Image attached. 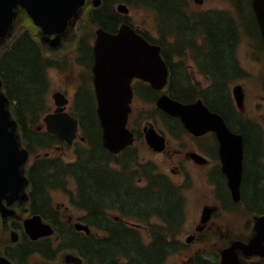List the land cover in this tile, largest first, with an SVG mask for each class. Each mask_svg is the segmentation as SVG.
I'll use <instances>...</instances> for the list:
<instances>
[{"label": "flooded vegetation", "instance_id": "obj_1", "mask_svg": "<svg viewBox=\"0 0 264 264\" xmlns=\"http://www.w3.org/2000/svg\"><path fill=\"white\" fill-rule=\"evenodd\" d=\"M103 7H90L89 19L99 22L100 14L107 12L110 27L105 28L112 34H118L120 28L127 24L123 14L118 11L115 0H102ZM173 10L179 13L185 20V27L190 31L189 36L180 38L177 27L170 24L168 36L171 38L170 54L166 56L170 72V79L167 87L163 90L153 88L141 77L131 74L130 87L133 91L131 102L132 113L130 115L129 127L136 136L135 144L120 155H113L106 166V172L111 175V167L116 166V172L125 179L128 160L127 151H132L133 159L130 160L131 170L141 174L144 167L137 154L138 147L144 146L151 157L154 167L158 166L164 174H172L174 182L166 184L176 195V190L184 200L182 190L193 192V197L198 199L200 207L198 213L189 216L185 205L181 206L180 213L172 217L169 214L159 215L154 212L145 215L140 208H131L127 202H118L115 199H108L96 205L74 204L77 208L75 215H68L60 210L61 204L54 206L52 188L50 183H37V175L43 169L35 168L29 178L34 189L29 190V200L32 201L30 209L25 202H16L13 209L16 211L15 218L8 219V228L11 232H17L19 241L22 239L27 243L32 241L26 235L22 222L26 215H39L42 218L53 219L59 225V232L66 236L70 231L65 230L62 223L71 224L73 222L88 225L90 233L85 231H74L73 235L81 237L86 241V248L94 246L96 243H105L113 240L117 233L142 234L146 231L151 236L166 238L160 242L167 252L159 259L157 255L156 264L164 263L167 258L173 257L183 259L185 264H221L222 252L236 242L248 243L256 234V217L264 216V205L257 206L247 197V178L249 171L253 176L260 171L264 177V129L255 120L248 118L241 119L236 112L233 91L241 85L245 94L248 89L255 86V76L258 72L264 76V39L262 37L259 24L257 22L252 0H171ZM155 15H160L163 10L154 4L147 8ZM105 13L104 16H105ZM84 19V18H83ZM213 19L225 20L234 30L232 44V58L235 70L219 80L216 71L212 68L206 57L212 54V46L206 29V22ZM131 24V23H130ZM222 23H219V25ZM133 25V24H131ZM165 27L166 24H163ZM136 33L146 38H153L140 26L133 25ZM154 39V38H153ZM94 40L89 45V41H84L79 54L70 60L67 56H57L49 59V65L45 67V72L56 74L59 86L56 91H60L69 97L70 103L67 106L69 111L79 122L78 137L73 148L102 141V127L98 117V100L96 95L95 76L93 68L95 65V55L93 49ZM54 65L52 64V62ZM120 70L110 71L106 90L121 93L122 85H128L127 78L122 81L121 71L123 65H116ZM47 87L51 84L48 77ZM226 81V82H225ZM252 84V86H250ZM264 90V85L262 84ZM221 90L227 103L225 108H219L217 104V91ZM226 94V95H225ZM163 95H169L184 104H192L199 100L212 111L225 117L229 127L244 137L245 158L244 175L240 201L234 200L233 194L228 184V178L223 169L221 156V142L212 133L205 135H194L182 124L181 120L165 114L157 108V102ZM246 98V94H245ZM118 102V98H113ZM234 100V102H233ZM264 100V98H263ZM71 109V111H70ZM56 105H53L50 113L55 112ZM89 110V117L86 111ZM48 114V113H47ZM264 121V116L262 117ZM25 133L33 132L29 128L27 119H22ZM153 126L166 137V149L163 153L154 152L145 143V128ZM253 130L257 151L249 153L247 147V137L245 133ZM36 131L47 138L56 139L61 146L56 145L58 151L65 150L67 145L59 138L47 133L44 117L36 126ZM92 150V146L90 147ZM79 156V153L76 152ZM157 158L162 159L159 165ZM163 165V167H162ZM259 166V167H258ZM42 178V177H41ZM141 180V179H140ZM80 187L79 184H76ZM57 207V209H55ZM210 212V213H207ZM144 218H147L146 220ZM1 220V219H0ZM145 221L147 224L133 223ZM157 223V224H153ZM6 226V225H5ZM72 227V226H71ZM73 228V227H72ZM182 228H187L184 236H180ZM27 243V244H28ZM36 243V242H35ZM136 244H141V239L137 238ZM29 245V244H28ZM159 246L154 248L155 254ZM30 252V251H29ZM21 254V251H20ZM28 254V253H24ZM91 264H96L97 257L90 253ZM22 255V254H21ZM238 256L244 264H264V256H246L238 252ZM63 264H67L63 258ZM178 264V263H175Z\"/></svg>", "mask_w": 264, "mask_h": 264}, {"label": "trees", "instance_id": "obj_2", "mask_svg": "<svg viewBox=\"0 0 264 264\" xmlns=\"http://www.w3.org/2000/svg\"><path fill=\"white\" fill-rule=\"evenodd\" d=\"M134 4L146 3L147 5H158L163 10L162 19L166 24L167 29L170 24H174L178 29L177 33L180 38L189 36L190 31L185 27L183 17L173 10L171 0H126ZM103 11L99 16V22L105 28L110 27L107 20V12ZM219 23H222L219 25ZM225 20L213 19L206 22V29L212 46V54L206 57L208 64L214 68L217 77L221 80L230 72L235 70V65L232 58V44L234 30L231 26L224 25ZM0 76L4 80L6 90L10 97L17 100L18 110L20 114L34 117L43 106V95L47 90L45 79V67L50 62L43 57L42 51L36 41L34 35L30 31L20 30L17 32L13 42L0 55ZM223 78V80H224ZM226 82V81H225ZM217 104L219 108H224L227 112L229 102L221 90L217 93ZM226 95V94H225ZM227 103V108H225ZM89 117V110H85ZM22 118V117H21ZM22 120V119H21ZM257 133V132H256ZM256 133L249 129L246 134L247 147L249 153L257 151L256 141L254 137ZM94 145V144H93ZM95 153L84 157L85 161L68 167L58 163L43 161L36 168H41L37 175V183L44 182L51 185H61L66 174H70L76 178L79 183V197L82 200V205L90 206L102 204L108 199H115L118 202H127L131 208H140L144 210V214H152L153 211L159 215L169 214L174 217L180 213L183 200L176 191L174 195L172 189L167 185L162 178H157L151 181L159 185L158 188L137 189L130 183L132 179L121 178V175L115 171H111V175L106 172L107 160L101 148L94 145ZM259 167V166H258ZM53 168V172H50ZM44 177V178H41ZM247 178V197L251 199L257 206L264 205V177L260 171H257L253 176L249 171ZM129 233H117L110 242L96 243L86 251L94 254L101 264H118L116 258L124 255L132 259L131 264H149L151 259L159 255L161 259L167 250H164V245L160 242L166 238L161 237L157 240L156 245L159 250L154 251V248L149 252H145L140 244L128 246L131 242ZM137 239V237H135ZM82 242H84L82 240ZM87 246V245H86ZM21 249L15 250L14 259L17 264H25L27 262V254H24ZM18 252V253H17Z\"/></svg>", "mask_w": 264, "mask_h": 264}, {"label": "water", "instance_id": "obj_3", "mask_svg": "<svg viewBox=\"0 0 264 264\" xmlns=\"http://www.w3.org/2000/svg\"><path fill=\"white\" fill-rule=\"evenodd\" d=\"M46 0H0V44L10 34L13 21L17 16L15 9L21 5L28 11L30 17L34 20L35 24L41 27L45 34H58L53 41V45L57 46L61 39L62 34L68 27L69 21L73 17H77L78 10L85 5V0H59L61 3L57 5L45 2ZM51 1V0H49ZM64 1V2H62ZM256 14L261 25V29L264 35V0H255ZM126 33L117 37L116 39L128 38ZM111 37L107 35L103 30L98 32L97 43V57L99 66L96 73L101 76L104 73V65L107 63L105 58V45L107 46V40ZM139 54H143V61H139V72L143 74L144 79L160 85L167 78L166 64L162 61L159 53V48L146 49V43L144 50ZM101 98V107L99 114L104 127V138L106 146L112 151H120L127 145L132 143V134L126 129V122L128 118V109L112 110L105 105L102 92H99ZM57 100L62 99L60 95H56ZM8 100L1 91L0 82V175H6L8 173L11 183L10 187L4 189V192H18L21 189V184L26 181L21 176V167L24 165L27 159V152L19 147L17 137L15 136L16 123L10 119V114L6 109ZM160 107L167 111H170L171 107L169 103L160 102ZM174 108H172V111ZM175 113L182 116L184 122L190 125L191 129L199 131L203 123L197 124L194 120L187 117V112L176 111ZM61 117L58 115L48 118L49 128L54 133L59 134L61 137L68 138L75 127V121L67 115H63V118L67 120V123L63 126H54L56 118ZM195 125V126H193ZM224 133L220 134L221 140H223L224 147L223 159H225L226 173L231 180L234 193H239V183L242 177V139L241 137H235L230 134L226 127L223 125ZM67 131V132H66ZM150 134V133H149ZM148 141L152 144V137L148 136ZM17 186H16V184ZM2 191V189L0 190ZM4 195H0V206ZM39 228L42 226L40 222L29 220L26 222L28 231L33 235L34 229L30 226ZM34 227V228H35ZM47 229H49L46 226ZM36 230V228H35ZM43 234L52 233L49 229L48 232H42ZM255 243V242H254ZM251 243L247 249H255L259 246Z\"/></svg>", "mask_w": 264, "mask_h": 264}, {"label": "rangeland", "instance_id": "obj_4", "mask_svg": "<svg viewBox=\"0 0 264 264\" xmlns=\"http://www.w3.org/2000/svg\"><path fill=\"white\" fill-rule=\"evenodd\" d=\"M131 20L136 24L141 26L143 29L148 30L150 32V34H152V31L155 28L156 22H155V18L145 12V11H141V10H137L134 11L132 16H131ZM49 77L51 78V86L50 89L51 91H53L54 89L56 90V88L59 86V83L56 79V74L54 75L53 73L50 72ZM262 79V77H261ZM256 81V85L258 84V79L255 80ZM252 86V84L250 85ZM248 97H247V104H246V113H244L246 116L250 117L253 120H256L257 122H259L260 124H262L263 128H264V121L262 119V117L264 116V105L261 102V96L263 95L261 92H259L258 90L253 91V88H249L248 89ZM51 99V98H49ZM51 103V102H50ZM139 150V154L141 156V160L143 162L145 161H150L151 157L148 153H146V151L144 150V148L142 147H138ZM66 160L72 161L73 160V152H71L70 150H66ZM157 163L159 165L162 164V159L161 158H157L156 159ZM163 167V165H162ZM159 170V169H158ZM159 172H161L159 170ZM73 182H70L69 185V191L71 193L75 192V188L76 186L74 184H72ZM184 195L186 198V202H187V214L189 216H193L195 214L198 213V209L200 207V204L198 203V199H196L195 197H193V192L191 191H184ZM54 203L55 205L57 204H61V208H65L66 206H69V212L66 213V210H63L64 213L68 214V215H75L76 213V209L73 208L72 206H70V200L69 198H67L65 195L63 194H55L54 195ZM187 231V228H182L181 230V235H184V233ZM145 236L143 237V241L145 243H148L150 241V239L148 238L149 236H146V232H144ZM131 238V242L128 244V246H132L135 245V241L136 238L132 233H129L128 235ZM146 253L149 252V254L152 255L150 249L145 251ZM157 259L153 258L151 259L149 264H156ZM184 264V260L183 259H175L173 257L168 258V260L166 261L165 264ZM34 264H44L41 261H37Z\"/></svg>", "mask_w": 264, "mask_h": 264}]
</instances>
